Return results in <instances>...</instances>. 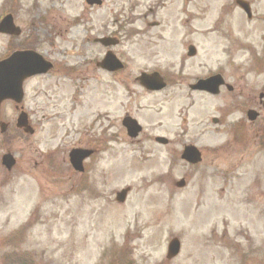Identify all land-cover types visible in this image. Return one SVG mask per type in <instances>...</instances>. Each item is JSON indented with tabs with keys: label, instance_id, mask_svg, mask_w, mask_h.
<instances>
[{
	"label": "rangeland",
	"instance_id": "1",
	"mask_svg": "<svg viewBox=\"0 0 264 264\" xmlns=\"http://www.w3.org/2000/svg\"><path fill=\"white\" fill-rule=\"evenodd\" d=\"M38 1L0 0V18L11 13L21 30L17 42L0 35V57L26 42L30 18L39 28L32 47L55 67L24 86L33 135L15 127L12 105L3 107L10 126L8 137L0 135V157L8 149L16 164L7 171L0 162V264H264V150L257 146L264 108L249 126L245 146L230 132L242 117L240 96L264 92V73L258 72L264 71V0H245L251 20L232 0H151L156 17L146 21L148 0H106L94 11L83 0ZM44 10L51 26L60 21L58 14L85 15L98 33L108 32L107 26L126 31L113 48L125 70L114 77L84 65L104 47L80 41L82 28L65 40L49 36L52 28L40 23ZM190 46L194 57L187 56ZM142 71H158L167 87L141 89L136 77ZM211 71L234 91L191 93L188 84ZM126 114L143 126L135 140L121 125ZM213 117L218 124H211ZM154 135L169 144L159 146ZM184 144L203 152L201 165L190 170L180 152L171 154ZM74 147L95 151L84 176L70 167ZM241 150L245 161L237 183L223 185V192L221 182L204 177L217 171L206 166L212 155ZM247 178L252 190L238 204L237 187ZM181 179L186 185L179 189ZM128 187L118 204L115 194ZM174 238L181 250L168 260Z\"/></svg>",
	"mask_w": 264,
	"mask_h": 264
},
{
	"label": "flooded vegetation",
	"instance_id": "2",
	"mask_svg": "<svg viewBox=\"0 0 264 264\" xmlns=\"http://www.w3.org/2000/svg\"><path fill=\"white\" fill-rule=\"evenodd\" d=\"M16 1L17 0H15V2ZM105 1L106 0H99L100 6H98L97 2H95V4H93V5H88L86 3V1L83 0L84 6L89 11H94L95 9L102 8L105 5ZM232 2L239 9V3H241V2H239L238 0H232ZM38 4H39V1H38ZM247 4L250 7V4L248 2H247ZM155 5L156 4L154 2H152L151 0H148V2L146 3V9L143 11V16H144L143 20L146 21L147 19H150L152 17H156ZM225 5H227V4H225ZM248 5H246L247 8H248ZM36 9L38 10L39 6ZM250 9H251V7H250ZM44 11H45L44 13H45V16H46V20H42V22H40V23L43 26H45L46 28H48V29L50 27L52 28L51 31L46 30L47 34L49 33V36L54 35L53 38H57L58 37V38H61V39L65 40V39L70 38V36L72 35V31L76 32L77 28H82L84 36H83V38L79 39L80 41H82L83 43L87 42L89 44H92V47H94V48L97 47V44H99L102 47L105 46L103 48V53H102L103 55L101 54L102 56L101 55H97V56H94L92 58H89L90 59V63L84 62L83 63L84 65L89 64L90 68L92 67V68H95V70L96 69L101 70L99 68V63L104 60V57H105V55L107 53H112L116 57L117 60L121 61L124 64L123 70H125V63H124L122 57L119 56L114 51L113 48L116 45L117 46L120 45L122 43V41L124 40V37L126 35L128 36V33L126 31L125 32H123V31L121 32L116 27V32H110L109 28L107 26V31L108 32L98 33L96 24L92 21V19H85V17H86L85 15H83V18L80 17V16H76V17H72V19H68V17H66V15L63 16V15H59L58 14L56 16H57V18L60 21L58 23L53 22L52 26H51L50 24H48L49 23V15H50L49 11L48 10H44ZM53 12L55 13V11H53ZM108 12H109L108 13L109 16L112 15L111 11H108ZM122 24H124L125 27H127V25H130L129 23H125V22H123ZM160 25H161L160 22H157V23L145 22L144 27L145 26L146 27H159ZM56 30H57V32H56ZM38 32H39V28H37L35 26V23H33V20L29 18V49H31L33 45H36V43L33 42V39H34L33 37L36 36ZM20 37L21 36H19L17 38L12 37V39L18 40V39H20ZM76 38H78V37H76ZM102 40H106L104 42V44L100 43V41H102ZM99 56H101L100 59H99ZM4 57L5 56H2V57H0V59H2ZM61 70L64 71L65 68L63 67ZM123 70H121V71H123ZM121 71H119L117 73H108V74L110 76H114L115 77ZM258 72L264 73L263 70L262 71L259 70ZM216 74H217V72L214 73V75H216ZM204 78H206V77H201L199 79H204ZM164 81H165V79H164ZM226 83H225V85H223V86H221L219 88V92L216 95H211V94H209L207 92H204V91H196L197 93H195V94H204V95H207V96H218L221 93V91H223L225 89L228 92H230V93L233 92L234 91V87H232L229 84H228L229 87H227ZM143 88L146 89L145 87H143ZM143 88L141 87V89H143ZM256 96H257V98L259 100L258 103H256ZM240 97H239L240 99L238 101V105H239L238 106V108H239L238 114H240L242 117H241L240 120H238L234 124L230 125V132H231V137L234 140H236V139L241 140L242 141V146H245L246 142H247V137H248L247 131H248L249 126L255 125L257 123V121L261 118V111L264 108V92L260 91V92L257 93V95L254 92V93H252V95L247 94V95L240 96ZM10 105L13 106L15 112H17V113H19V111H21V109H22L21 107H18L16 105L12 104V103H10ZM249 112H255L256 116L252 115L251 118H249ZM27 114H28V117H29V112H27ZM126 115H128V114H126ZM128 116H130V115H128ZM7 118H8L7 114L2 112L0 120L1 121L3 120V121L6 122ZM14 120H15V118H14ZM218 123H219V120L217 118L213 117L211 119V124L212 125H215V124H218ZM7 124L9 125V123H7ZM9 126H8V128H9ZM259 130H260V134L258 135V138L260 139V142L258 143V141H257V146L261 147V149L264 150V147H262V146H264V142H262V140H264V126H261V128ZM234 131H235V133H234ZM241 134H242V136H241ZM6 135H7V133L6 134H2L1 136L4 137ZM239 136H241V137H239ZM6 137H8V136H6ZM168 143L169 142H167V144ZM79 148H81V147H79ZM244 151H246V150H241V151L234 152V153L231 152L233 154H230V153L224 154V153H222V154H216L215 156L212 155V157L210 156L211 157V161H209L206 166L209 167V168H214L217 171H213V172H210V173L208 171H205L204 173H202V174L205 175V176L204 175L203 176L205 178H209L211 180H214V181L217 180V181L221 182L222 186H221L220 189L222 191H223V185L229 186L232 183H237L236 180L240 179V177H241L240 170H241L242 165H243V163L245 161V157L242 154ZM252 154H253V156H255V152L254 151H253ZM231 157L232 158H238V159L232 161L229 165L225 164L223 167H219V165H217L220 161H223L225 163L227 161V159L231 158ZM203 160H204V156L202 155V161ZM248 174L251 175V172L248 173ZM252 184H254V183H252L251 180L247 178L237 187L238 188V192H237V195H236V199H237V203L238 204L243 203V201L246 202L247 197H248L247 191L248 190H252V187H253ZM255 188H259V186L255 187ZM263 254H264V252H263Z\"/></svg>",
	"mask_w": 264,
	"mask_h": 264
},
{
	"label": "water",
	"instance_id": "3",
	"mask_svg": "<svg viewBox=\"0 0 264 264\" xmlns=\"http://www.w3.org/2000/svg\"><path fill=\"white\" fill-rule=\"evenodd\" d=\"M89 4H94L99 0H87ZM0 32L18 35L20 33L19 29L15 28L13 25L12 18L9 16L2 21L0 24ZM194 54V50L191 49L189 55ZM114 56L109 53L102 65L103 69L117 66L118 64L114 61ZM52 69V64L46 62L40 55L33 51L16 52L10 58L5 61L0 62V105L6 100H11L16 103H20L23 99V83L26 79L33 76L47 74ZM110 70H113L110 69ZM142 83L144 86L151 90H160L165 84H163L158 78L151 77L148 81L144 76L142 77ZM210 82H201L197 84L195 88L206 89L211 92H217V86L222 84L219 77L209 80ZM211 86H215V90L211 89ZM124 124L128 128V134L131 137L137 135L138 130L134 129L135 123L131 120H125ZM18 127L24 128L27 133H32V130L27 127L26 116L21 115L18 119ZM91 152L73 150L69 157L70 163L74 170H82V161L88 157ZM182 159L197 163L200 160L199 154L193 148H186ZM3 164L10 169L14 162L10 156H5L3 158ZM179 187L183 186V182L178 184ZM126 191L118 194L117 201L122 203L125 199ZM180 250V243L178 240L174 239L170 242L168 247L167 258L172 259L178 255Z\"/></svg>",
	"mask_w": 264,
	"mask_h": 264
}]
</instances>
